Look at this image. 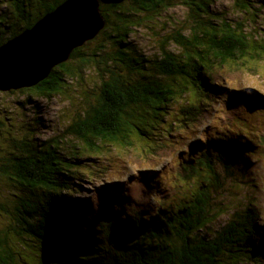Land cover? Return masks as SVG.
Here are the masks:
<instances>
[{
    "label": "trees",
    "instance_id": "obj_1",
    "mask_svg": "<svg viewBox=\"0 0 264 264\" xmlns=\"http://www.w3.org/2000/svg\"><path fill=\"white\" fill-rule=\"evenodd\" d=\"M64 1L0 0V46ZM219 1L101 3L106 28L47 80L20 90L49 100L64 95L68 80L86 66L103 72L95 100L87 101L64 133L74 141L73 156L61 151L59 140L38 143L25 137L20 142L18 131L20 141L11 134L6 138L13 153L0 151V180L8 185L1 191L10 207L0 204V209L11 221L0 232V264H243L245 253L253 260L246 264H264L256 206L234 213L211 239L201 235L219 218L213 203L235 181L236 166L249 172L252 158L261 157L263 137L250 139L239 132L201 137L199 155L188 153L173 185L159 192L153 190L154 171L142 167V153L133 154L135 142H144L156 158L170 157L175 147L162 139L182 126L196 128L221 100L227 107L220 84L240 79L251 70V60L263 58L264 43L245 27L264 14V0H233V11L241 16L233 23L213 12ZM178 5L187 11L186 26L170 33L165 43L179 52L163 45L155 59L145 58L129 41L131 34L142 26L141 19L153 22ZM228 92L234 106L222 111L229 121L235 108L242 111L257 103L242 91ZM108 147L128 151L139 169L126 182L107 183L83 198L77 184L90 173L81 169L88 167L82 160L100 156Z\"/></svg>",
    "mask_w": 264,
    "mask_h": 264
},
{
    "label": "rangeland",
    "instance_id": "obj_2",
    "mask_svg": "<svg viewBox=\"0 0 264 264\" xmlns=\"http://www.w3.org/2000/svg\"><path fill=\"white\" fill-rule=\"evenodd\" d=\"M108 1L100 0L102 4ZM259 1L254 0L255 4ZM233 3V0H220L213 6V12L225 21L231 23L240 21L241 16L233 11ZM258 16H260L259 19H252L254 23L246 25L245 31L256 33L260 39L257 38L261 43H264V14L258 13ZM186 19L187 11L181 5L162 13L160 19L153 22H143L144 20L141 19L142 26L133 31L129 41L149 60L159 56L163 45L168 47L169 51L178 53L179 50L174 45L166 44L165 41L170 33L176 32L175 29L186 26ZM91 66L93 65H88L83 71H80L82 73H78L77 78L68 80L66 92L61 97L45 100L36 97L33 92L29 91H13V94L0 93V151L4 149L8 153H13L12 147L9 149L8 142L5 144L6 138L11 134L16 140H21L20 142L25 137L36 139L38 143L59 140L62 142L60 143L61 151L68 152L73 156L74 153L70 151L72 150L71 146H74V141H71L64 133L75 116L84 112L87 101L93 102L95 100L94 95L98 92L99 79L103 72L100 73L96 69H91ZM248 66L251 70L244 71L240 79H236L235 82L233 80L220 84V89L226 90L224 94L226 100H228L227 107L221 106V100L219 104L214 105L213 114L202 120V124L196 126V128L192 126L189 129L182 126L172 131L167 138L162 139L163 142H170L175 147L170 157L156 158L144 142H135L136 148L133 154L142 153L143 158H140L142 167L152 169L153 173L156 174L154 178L156 184L153 188L155 192L165 190L173 185L172 181L177 175L179 165L191 157L188 153L199 155L198 148L202 146L200 141L205 136L216 138L217 135H222V133L233 135V133L244 132L247 135L249 134L250 139L252 137L256 140L259 137L264 138V56L258 61L251 60ZM219 75L222 79L224 72H219ZM228 90L242 91L241 93L252 95L253 98L257 99V103L252 108H247L244 105L242 111L235 108L232 113L236 119L231 116L229 121L224 111H222L233 105L228 99L229 94H231ZM206 110H209V108L206 107ZM17 131L20 140L19 137L17 138ZM160 135L164 136L166 134ZM261 141L264 145V140ZM103 151L100 156L95 155L97 157L89 158L90 156L87 157L86 155V160H82L88 163V167H82L81 169L84 172L95 174V176L88 174L89 176L85 178L84 182L77 184L78 188L81 189L80 195L83 198L89 197L107 183L126 182L127 178L135 175L139 169L138 165H134L130 153L125 149L108 147L103 148ZM260 155L261 157L252 158V167L251 170L249 169L251 175L247 177L245 176L249 174L248 168L236 166L235 181L233 183L229 181L224 193L218 194L213 203L215 211L220 216L204 232H201L203 237L211 239L215 233H219L234 218V213L242 212L245 210L244 208L248 209L250 206H256L257 208H255L261 212L257 223L259 224L258 229L264 232V149H262ZM97 170L100 171L97 172ZM106 170L108 171L106 172ZM104 172H106L105 176L103 175ZM5 186H8L6 182L0 180V204L9 208L10 201L4 199L2 195L5 193L1 191V189L6 190ZM77 186L75 185V188ZM10 221L11 219L0 209V232L10 225ZM27 243L32 247L31 242ZM241 260L243 264H246L252 259L250 254L245 253Z\"/></svg>",
    "mask_w": 264,
    "mask_h": 264
},
{
    "label": "water",
    "instance_id": "obj_3",
    "mask_svg": "<svg viewBox=\"0 0 264 264\" xmlns=\"http://www.w3.org/2000/svg\"><path fill=\"white\" fill-rule=\"evenodd\" d=\"M106 28L100 0H66L0 46V92L31 89Z\"/></svg>",
    "mask_w": 264,
    "mask_h": 264
},
{
    "label": "clouds",
    "instance_id": "obj_4",
    "mask_svg": "<svg viewBox=\"0 0 264 264\" xmlns=\"http://www.w3.org/2000/svg\"><path fill=\"white\" fill-rule=\"evenodd\" d=\"M225 82H227V81H225ZM255 94H256V93H255ZM243 133H244V132H242V133H241V132H239V134H241V135H242ZM85 198H87V197H85Z\"/></svg>",
    "mask_w": 264,
    "mask_h": 264
}]
</instances>
